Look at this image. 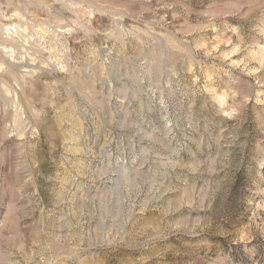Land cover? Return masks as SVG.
<instances>
[{
    "label": "rangeland",
    "instance_id": "1",
    "mask_svg": "<svg viewBox=\"0 0 264 264\" xmlns=\"http://www.w3.org/2000/svg\"><path fill=\"white\" fill-rule=\"evenodd\" d=\"M0 264H264V0H0Z\"/></svg>",
    "mask_w": 264,
    "mask_h": 264
}]
</instances>
